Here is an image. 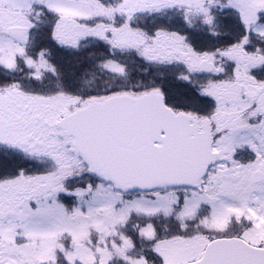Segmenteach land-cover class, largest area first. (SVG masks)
I'll list each match as a JSON object with an SVG mask.
<instances>
[{
    "label": "snow or ice",
    "instance_id": "obj_1",
    "mask_svg": "<svg viewBox=\"0 0 264 264\" xmlns=\"http://www.w3.org/2000/svg\"><path fill=\"white\" fill-rule=\"evenodd\" d=\"M0 264H264V0H0Z\"/></svg>",
    "mask_w": 264,
    "mask_h": 264
}]
</instances>
